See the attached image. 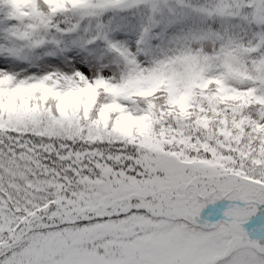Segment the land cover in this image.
<instances>
[{
	"label": "snow or ice",
	"instance_id": "snow-or-ice-1",
	"mask_svg": "<svg viewBox=\"0 0 264 264\" xmlns=\"http://www.w3.org/2000/svg\"><path fill=\"white\" fill-rule=\"evenodd\" d=\"M0 264H264V0H0Z\"/></svg>",
	"mask_w": 264,
	"mask_h": 264
}]
</instances>
